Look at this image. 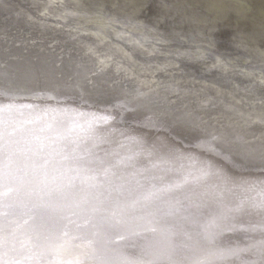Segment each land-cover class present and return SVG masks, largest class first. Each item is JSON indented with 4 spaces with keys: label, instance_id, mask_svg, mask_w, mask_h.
I'll list each match as a JSON object with an SVG mask.
<instances>
[{
    "label": "bare ground",
    "instance_id": "obj_1",
    "mask_svg": "<svg viewBox=\"0 0 264 264\" xmlns=\"http://www.w3.org/2000/svg\"><path fill=\"white\" fill-rule=\"evenodd\" d=\"M250 1L253 2L0 0V18H13L10 23L3 22L5 26L0 25V169L8 173L1 178L9 180H5L8 183L4 181V189L0 188V197H3L0 201H9L0 204V210L7 214L5 221L10 224L17 221L14 230L19 232L8 233L13 238L18 235L9 241L0 238L5 249L12 252L6 260L0 258V264H154L143 252L151 244L152 236L163 237L161 246L165 247L178 232L166 221L167 228L157 230L163 219L157 217L162 208L157 205L149 210L139 208L132 216L141 218V213L146 225L140 230L119 231L113 240H102V245L97 247L99 252L107 251L117 257H98L100 253H93L86 246L96 247L95 241H100L97 223L92 224L93 230L87 239V232L78 230L83 226H78L85 224L86 228L88 223L95 221L73 206L91 197L86 196L89 193L85 191L84 199L78 195L68 196L66 190L71 192L77 188L76 192L78 188L106 183L104 189L110 194L118 193L119 187L137 191L149 186L148 194L156 196L153 198L156 200L165 198V194L171 195L174 190V196L181 197L179 193H182L181 201L170 204L171 210L168 208L166 213L177 211L179 217L185 214V221H191L197 214L192 216L187 210L183 211L193 202L189 198L191 193H197L202 202L209 191L218 193L214 191L218 179L211 169L212 163L219 165V159L230 169L224 179L219 180H223L224 189H232V193L239 195L240 187L247 186L248 173L256 172L262 175L259 181L264 180V0L258 2V6H249ZM15 17L24 22H16ZM70 67L72 70L65 73ZM215 76L218 79H214ZM5 104L10 107L6 108ZM39 109L44 113L38 112ZM45 111L52 113L55 119L58 115L69 117L63 119L71 125L69 138L77 137L74 130L84 125L85 147L92 145L95 151L104 149L106 159L94 162L97 165H88L90 170L72 167L73 159L61 158L55 155L57 152L39 157L38 150L43 148V143L51 146L54 136L45 134L47 136L39 140L34 138L40 135L36 133L31 134L33 137L15 135L29 124H37L31 130L36 132L48 124V120L54 122ZM130 136L134 141L123 148L126 151L107 147L118 148L122 138ZM15 141L20 142L19 149L15 148ZM176 144H185V147L181 145L174 150ZM129 150L135 153L128 154ZM28 151L37 159L59 160L56 161L59 165L50 168L32 162L29 164L35 165L33 170L27 166L29 164L21 168L17 157L26 154L31 159ZM172 151L182 155L169 162ZM193 151L198 160L203 159V166L196 167V171L193 167L186 169L188 181H175L187 178L185 170L174 168L178 165L185 169V164L191 160L189 153ZM4 163L11 167H4ZM106 166L111 167L105 169ZM20 170L36 172L32 175L36 183L41 177L51 176L52 179L39 185L29 176L20 179L21 173L16 172ZM125 170L143 174L153 172L154 175L140 176L141 179L129 175L123 180L125 174L116 173H125ZM14 171L15 174H9ZM163 173H170L174 180L163 184L167 181ZM15 178L20 181L16 179L18 184L14 190L9 183ZM197 180L196 186L191 188ZM30 183L36 186L34 190L26 188ZM257 185L258 182L256 187L259 188ZM45 187L52 192L49 197L62 199L70 209L51 217L52 222L44 224L40 216L32 221V216L40 215L39 212L21 211L10 202L31 206L34 198L43 196L41 191ZM19 188H22L20 192ZM193 188L196 189L191 192ZM257 190L252 197L247 196L249 201L255 203L259 191L260 201L263 200L264 190ZM100 198L105 197L101 195ZM151 202L154 200L150 199ZM110 213L112 219L120 213L122 220L125 214L131 216L132 212L114 205L108 208V215ZM128 223L123 221V224ZM221 224H212L210 228L223 229L225 226ZM197 225L185 231L187 242L199 241L196 234L205 233L201 228L194 231ZM249 228L244 229L247 233L250 231L248 237H252L255 233ZM213 230L212 237L219 238L221 234L215 235ZM188 232H194V239ZM32 233L37 238L50 235L58 240L51 251L40 249L32 245ZM3 234L7 235L0 233ZM191 248L201 250L196 246ZM217 250L214 252L218 253ZM241 250L246 252L247 248ZM253 250L259 252L256 247ZM253 250L249 248L250 252ZM214 252L198 254L196 258L201 259H194L192 264L214 260L219 256ZM243 263L242 260L238 264Z\"/></svg>",
    "mask_w": 264,
    "mask_h": 264
},
{
    "label": "water",
    "instance_id": "obj_2",
    "mask_svg": "<svg viewBox=\"0 0 264 264\" xmlns=\"http://www.w3.org/2000/svg\"><path fill=\"white\" fill-rule=\"evenodd\" d=\"M258 2H263V0H253L249 2V6H258ZM18 5V4H17ZM15 7V5L13 6ZM248 7V6H246ZM13 20V18L5 20L3 18H0V25L5 26V23H10ZM16 22L21 23L24 22L21 19H19L18 17H15ZM28 66V65H27ZM29 67V66H28ZM72 70V67H70L69 69L65 70L64 72L67 73L69 71ZM201 71H199L200 73ZM193 73V72H192ZM53 74V73H52ZM51 74V75H52ZM218 75V74H216ZM214 79H218L216 76ZM15 104V102H13ZM6 108H9L10 106L8 104H5ZM14 109V107H13ZM17 109V108H15ZM23 109V108H22ZM40 113H44L42 110L39 109ZM47 112V111H45ZM49 113V112H47ZM50 115V119H55L52 116V113H49ZM48 115V114H47ZM57 119H55V125L53 121L48 120V124H44L42 125L41 128H38L36 130V132H32L31 130L37 125V124H29V126L27 127H21V125H19V127L22 128L23 131H16L17 132V137H19L20 135H27V136H31L32 133H36V134H40L37 138L40 140V138L47 136L49 133L54 136L53 139L50 140L51 146L47 145V143H43V148H41V150H38L39 153V157L41 156H46V155H50L51 153L57 152L55 155H60L61 158H65V159H73V161L75 162L74 165L72 167H82V168H87L92 170V168H90L88 165H97V163H94L96 161H100V160H105L106 158L104 157V153H106V151H103L104 149H98L97 151H95L94 146L92 145H87L85 147V143L87 142V140L84 139V134H83V127H76V130H74L75 135H77V137H68L69 136V130L70 129V123L69 121L64 122L63 119H68L69 117L66 115L63 116H57ZM54 126H53V125ZM18 127V128H19ZM29 132V133H28ZM132 134H135L134 132H130ZM42 134V135H41ZM47 134V135H45ZM73 135V134H70ZM33 137V136H31ZM69 138V139H67ZM77 139V140H76ZM82 140L85 142L83 143ZM130 141H134L132 139V137L130 136L128 139L122 138L121 143L117 144L118 148H115L112 145H107L108 148L112 147L115 150H117L118 152H123L126 151L123 148L128 144V142ZM15 148L19 149L20 148V142L19 141H15ZM53 143V144H52ZM84 144V145H83ZM131 144V143H130ZM129 144V145H130ZM124 145V146H121ZM181 145H185V144H176V147H174L173 149H179V146ZM185 147V146H184ZM141 149V148H138ZM182 150V149H181ZM128 154L130 153H135V150L131 151L129 150L127 152ZM27 154L30 155L31 159L34 161H30L31 159L25 154L22 157H17V163H19V165L24 166L27 165L29 163H36L39 165H48V167L52 168V167H56L57 162L59 160H55V161H48V158L46 157V159L42 158V159H37L36 156H32L31 153H29V151L27 152ZM22 155V154H21ZM20 155V156H21ZM75 155H77L78 158H75ZM179 154L178 152L176 153L175 151H172V153L168 156L169 157V162H173L174 158L178 157ZM190 162H187L185 164V169H180V167L177 165V167H175V170L179 171H183L185 170V175L187 174V178H183V180H175L177 182H182V181H188L189 180V176H188V172L186 169H190V167L195 168L196 171V167L199 168V166H203V159H199L198 160V156H194L195 153L190 152ZM146 156V155H145ZM20 160V161H19ZM65 161V160H63ZM62 162V159H61ZM194 163V164H193ZM222 162L219 159V165L212 163V169L214 170L213 175L216 176L217 183L218 185L215 186V192L218 193H212L211 191H209V193H206L207 196L203 199H200V197L198 196L197 193L193 194L191 193L192 197H189L193 202L190 203L191 205L187 206L183 211L190 212L188 213L189 215L193 216V213L197 214V216H193V220L191 221H185V214L184 216H180L179 217V212L175 211V212H171V213H166L168 208L170 209V204H173L174 201H181L180 198H182V193H179L181 197L179 196H174V190L171 191V195H166L165 194V198L163 197H159V200L153 199L154 195H150L148 194L150 191V187L149 186H145L146 188L144 190H137L140 191L138 193H136L137 191L135 189H128L129 191L124 190V187L121 188L119 187V192L115 193L112 192L109 194L107 189H104L106 186V183H101V184H97L94 186H86L85 189H79L76 190L77 188H73V190L71 192H69L68 190L64 191L65 194H70V196H75L78 195L79 197L81 196L84 199V193L88 192L89 196L91 198L89 199H85L84 201H80L76 204H74L73 206H75L76 210H80L83 214H86V218L88 219H94L92 221L95 222H90V224L88 223L86 228L84 227V225H79L83 226L78 228V230L81 231H86L87 234L86 238L90 239L89 234L90 232L93 230L92 228V224L97 223V227L99 228L97 235L99 234L98 238L100 239V241H95V243L97 244V246H91L90 244L87 245V248L92 251L93 253H100L97 249L98 246H101L102 244V240L104 242V240H106V238H108L109 240H113L115 235L119 232H129V231H133L136 230L137 228L140 230L142 227H144L146 224L142 219V214H140L141 218H136L134 216H132L133 214H135L139 208H146V210H149V208H162L161 211H159L157 217L163 218L161 219V224L157 225V230H160L162 228H167L165 225L166 223H170L172 225H170L171 227L173 226L176 230L178 229V232L175 233V239L173 240V238L170 239L169 242H165L167 246L163 247L161 246V244H164V240H162L163 237H159V236H152V242L151 244H149V246L145 247V250L143 252H146L145 257H148L149 260L153 261L154 264H183L185 262H189V264H192V262H194V259L196 260H200L201 258H196V256L200 253H202V255H211V253L214 252V250L216 251V249H218V254L219 256L216 255V258L214 260H207L206 264H238L240 261L243 260V264H264V194H263V200L261 198V192L259 191L260 195H258L257 197V201L255 203H253L252 201L248 200L247 196H253L251 194H254L255 192L257 193L258 190L257 189H261L264 190V180H260V177L262 175H259L256 172H251L246 174V177L248 175V177L245 179L248 184L246 187H244L242 189V187H240L239 190V195L238 193H232L234 192L232 189H229L231 191V193L229 192V190L224 189V183H222L223 180H219V179H224V176L226 173H228L230 171L229 167L227 165H222ZM4 163V167H11V166H6ZM73 164V163H72ZM104 164V162L102 163ZM111 164V163H109ZM107 163V165H109ZM113 164V163H112ZM169 164V163H168ZM172 164V163H171ZM30 165V166H29ZM27 165L28 167H31L30 170H33L32 167H34L35 165L29 164ZM61 165V164H60ZM176 165V164H175ZM195 165V167H194ZM207 165L206 161H205V166ZM224 166V167H221ZM46 167V166H45ZM111 166H106L105 169H110ZM113 167L115 168V164H113ZM154 167V166H152ZM157 167V166H156ZM189 167V168H187ZM11 169H14L13 167ZM20 169V168H19ZM78 169V168H77ZM173 169V171L171 172H175ZM218 169V172H216L215 170ZM15 170V169H14ZM72 170V168L70 169ZM70 173H72L73 171H70ZM16 172H20L21 173V178L20 179H24L25 177L29 176L30 178L33 179L32 175L36 174V172H30V171H24V170H20V171H16ZM14 172H9V174H15ZM30 173V174H27ZM184 172V171H183ZM4 170L0 169V188H5V183L4 181L8 179L6 178H1L2 175L4 174ZM178 173V172H177ZM8 173H5V175H7ZM116 174H125L122 175L124 177L123 180L127 179V177L129 178L130 176H135L136 178H140V176L142 177H148V176H153V172H148L146 174L140 173V172H127L125 170V173L121 172V173H116ZM174 174V173H173ZM4 175V176H5ZM12 177H14L13 175H10ZM212 176V175H211ZM264 177V175H263ZM163 178L164 180L167 181L164 182L163 184H168V181H172L174 180L173 178L170 177V173H163ZM176 178V177H175ZM16 179L19 178H15L12 179L11 183H9L11 186H13L12 189L15 190L18 182L16 183ZM20 179L18 181H20ZM51 176L49 178H45V177H41L40 180H38V182L36 183L34 181V179L32 180L33 183L36 184H43L46 183L47 180H51ZM241 179V178H240ZM153 180V179H152ZM236 180V179H235ZM6 182V181H5ZM141 184H142V180H140ZM238 182V181H237ZM258 182V187H256V183ZM8 183V182H6ZM198 183L196 181H193V184L191 186L195 187L196 184ZM241 183H243L241 181ZM47 184V183H46ZM26 188L32 189L34 190V184L31 185L27 184ZM123 186V185H122ZM183 187V186H181ZM221 187V188H220ZM237 188H239L238 186H235ZM126 188V187H125ZM22 188L17 189V191H21ZM43 190H37V191H41L43 192V196H38L36 198H34L30 204L31 206L27 205V206H23L20 205L19 203H17L16 201H10L11 203H13L16 207V209H21V211H28V212H39L40 215H33L32 218L30 220L33 221L34 218H36L37 216L39 217V220H43L44 224L48 223V221L52 222L51 217H57V213L60 214L64 211H68L70 209H68V205L64 204V201H62V199L60 200H56L55 196H53L52 198L48 196V194L52 193L50 191H48L45 188H42ZM69 189H71V187H69ZM147 189V190H146ZM196 189L193 188L191 189V192ZM238 191V190H237ZM159 192V191H157ZM254 192V193H253ZM37 193V192H35ZM39 194V193H37ZM63 193H59V195H61ZM63 194L64 196H67ZM103 195L105 198H100V196ZM173 195V196H172ZM149 196H152L151 198H147ZM243 196V197H242ZM10 198V196H8ZM49 197V199H47ZM63 197V196H62ZM8 198V199H9ZM86 198V197H85ZM242 198V199H241ZM3 199V197H0V200ZM151 199V201L154 200V202L149 203V200ZM199 200V201H198ZM2 202V203H1ZM9 201L7 200H2L0 201V204H7ZM28 203V201H26ZM185 202V200H184ZM114 205H117L119 207H125L128 211L132 212L131 216L133 218H131V216L128 215H124L123 219L122 215L120 213L119 216H115V219H112L111 217L113 216L111 213L110 215H108V208H113ZM77 206L79 207H83V209H78ZM172 206V205H171ZM0 207H2L0 205ZM32 207H33V211H32ZM145 210V211H146ZM98 211L97 214H95V212ZM182 211V212H183ZM147 212V211H146ZM161 212V213H160ZM181 212V213H182ZM21 214V213H20ZM25 214V213H23ZM101 214H103L104 216H100ZM7 214H4L1 210H0V233H7V235H0V238L4 239L5 241H9L11 239H14L15 237H18V235H14L15 237H11L8 236V233H12V234H18L19 232L14 230L15 225L17 223V221L15 220L14 223L10 224L9 222L5 221V216ZM98 215V216H95ZM182 215V214H181ZM197 217V218H196ZM194 219H197L198 222H195ZM123 221H128V224H123ZM156 221V220H155ZM36 222V220H35ZM60 223V222H59ZM217 223H222L221 225H224L225 227L221 230L220 228H218L217 230H213L216 231L215 235L217 233H220V237L216 238V236L214 235V232H212L210 225H214ZM198 224L196 228H194L193 230L197 232V230L199 228L204 229L205 233H203V235L201 234H196V236L198 237L199 241H194V242H187L185 240V236H188L187 232L185 231H190L189 228H191L192 225ZM35 225H38V223L36 222ZM209 225V227H208ZM249 229H251V233H255V235H253L252 237H248L250 236V231L249 233L246 232L247 228L249 227ZM255 228V229H254ZM192 230V231H193ZM245 230V231H244ZM246 232V233H245ZM89 233V234H88ZM190 233V232H188ZM83 234V232H82ZM174 235V234H173ZM223 235H227L225 238ZM204 236V237H202ZM228 236L232 237V239H228ZM113 237V238H112ZM174 237V236H173ZM229 237V238H230ZM190 238L194 239V232H192V234L190 233ZM31 239H32V245L34 247H39L40 249H45V250H52L53 246L56 244L57 242V237L53 238L50 235H47V237H43V238H37L35 236V233L31 234ZM216 239H222V240H216ZM173 240V241H172ZM6 243V242H5ZM67 243V242H66ZM65 243V244H66ZM94 243V244H95ZM109 245V244H107ZM10 245L8 244L7 247H9ZM110 246V245H109ZM196 248H201V250L199 249H193L191 247H195ZM242 246V247H241ZM149 247V248H148ZM241 247V248H240ZM258 248L259 252L254 251V248ZM78 248H81V246H78ZM110 248H113L112 246H110ZM183 248L185 250H183ZM239 248V249H238ZM242 248H247V251L245 252V250H241ZM249 248H251V250H253L252 252L249 251ZM220 249V250H219ZM209 250H213V252H210ZM171 251V252H170ZM185 251V255L183 254ZM133 253H137L136 250L132 251ZM226 255H223V254ZM254 253V254H253ZM12 252L9 251V249H5V246L2 244V240L0 243V258L3 260H6L7 258H9V256H11ZM243 255V257L245 258H241L239 255ZM85 254H83L84 257ZM112 256V258L117 257L116 255L113 254H107V251H101V253L99 254L98 257L101 256ZM189 255V256H188ZM187 256V257H186ZM186 264V263H185Z\"/></svg>",
    "mask_w": 264,
    "mask_h": 264
}]
</instances>
